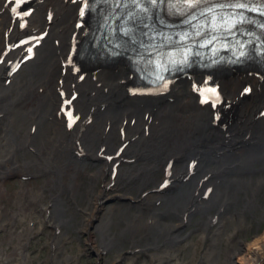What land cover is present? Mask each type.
<instances>
[{
	"label": "bare ground",
	"instance_id": "obj_1",
	"mask_svg": "<svg viewBox=\"0 0 264 264\" xmlns=\"http://www.w3.org/2000/svg\"><path fill=\"white\" fill-rule=\"evenodd\" d=\"M85 21L83 0H0V175L10 164L26 175L46 173L43 189H51L50 209L44 210L47 221L66 220L65 226L70 219L82 218L79 228L87 230L99 260V249L111 244L110 250L119 253L128 234L142 233L144 238L135 237L128 244L160 243L150 264H182L166 258L179 255V224L184 220L187 225L198 213L200 241H210L198 264H264V229L248 241L234 237L238 229L225 230L234 203L242 209L237 217L241 221L244 211L257 208L264 216L259 203L264 197V73L251 65L213 72L189 69L171 76L162 93L143 90L124 62L83 63L77 57L75 47L86 30ZM7 151L14 156L30 152L32 158L18 164L9 154L4 157ZM177 161L180 165L174 164ZM85 162L94 169L83 175ZM176 174L183 178H171ZM164 176L171 186L158 191L167 181ZM97 180L102 187L97 188ZM19 184L14 196L6 188L0 194V227L7 233L1 240L0 264H29L23 250L36 232L34 210L43 208L42 191L28 181ZM81 188L87 191L84 201L63 204L66 189L80 197ZM171 191L179 196L168 197ZM110 193L137 204L152 196L165 201L160 213L152 215V208L141 209L135 203L129 205L135 209L130 213L131 207H106ZM25 197L36 206L31 208ZM59 207L66 211L59 212ZM104 218L107 225L97 231L94 227ZM114 218L133 222L134 227L110 231ZM23 221L28 225L15 230ZM68 236L72 237L61 230L52 240L54 264L70 261V254L57 243ZM223 236L234 237L235 243L227 240L229 248L219 262Z\"/></svg>",
	"mask_w": 264,
	"mask_h": 264
},
{
	"label": "rangeland",
	"instance_id": "obj_2",
	"mask_svg": "<svg viewBox=\"0 0 264 264\" xmlns=\"http://www.w3.org/2000/svg\"><path fill=\"white\" fill-rule=\"evenodd\" d=\"M8 154L11 156V158L17 159V161H22L23 159L27 160V159L32 158V153H30V152L27 153V154L19 152L15 156L13 154H11V153H8ZM138 156H140V155H138ZM81 158L82 157H80V159ZM126 159L128 161H130V159H132V158H126ZM170 160L173 161V158L170 159ZM198 160H199V157H198ZM174 164L175 165L176 164L180 165V163H178V161L174 162ZM46 165H48V164H46ZM89 165H91L90 162L82 163V168H81V172L80 173L83 174V175H86L85 173L88 174L89 172H91L94 168L93 169H88L87 167ZM96 165L102 166L100 163H97ZM13 166H14V164L13 165L10 164V166H6V168H5L6 172H2V175H0V194L6 188V190H8V191L10 190L9 193L11 194V196H14L15 192H16V189L18 190L19 187H20L19 182L21 180L22 181H28V185L36 187L35 190L36 189H40V191H42V194H43V196L40 197L41 198L40 199L41 200V204L39 203L40 205L43 204V208H42V206L41 207L37 206L35 208V210H34L35 211L34 220H32L33 227L35 228L36 232L33 235V238H31L30 245L28 244L27 246H25L26 248L23 250V253H25V254L27 253V255L29 256V259H30L29 264H52L51 262L54 261V256H53L54 254L52 255L49 252H51V248L54 249L53 246L51 247V244L53 243V241H52L53 239L52 238H53L54 235L57 234V232L54 231L55 230L54 226L50 222L47 221V218H46L47 216L45 215L46 212H44L45 208H49L50 209V202H49L50 193L48 194V192L46 191L47 189L46 190L43 189V181H47V177L45 176L46 173H43L42 171H36L35 173L32 172L33 173L32 175H29L26 178L23 177V179H22V175H25V176H27V175L24 174L23 172L19 171L18 167L16 168V167H13ZM113 166H114V164L112 165V167ZM23 167H25V166H23ZM28 167L29 166L27 165V167H25L24 169H26ZM92 175H93V173H92ZM92 175H91L92 179L91 178L90 179H91V181H94L96 179V177H92ZM157 177H161V171L157 174ZM29 178H31V179H29ZM171 178L176 179V180H181L183 177L179 176L178 174H176L175 178L174 177H171ZM102 185L103 184L100 183L99 180H97V188L98 187H102ZM60 188H61V186H60ZM60 188H58V193L59 194L61 193V191L59 190ZM81 189L82 190H79L80 191V193H79L80 197H73V195L71 193V190L66 189L65 192H64L65 198H64V203L63 204H65L67 206L66 203L70 204V202H71L72 204H74L75 202H77V200L78 201L79 200L84 201L87 198V196H86V192L87 191H86V189H84V190H83V188H81ZM98 190H100V189H98ZM171 193H172V191L169 193L168 197L169 196H174V195L175 196H179V194H176V193L171 194ZM114 195H118L119 197H114ZM112 197H114V198H112ZM122 197H123V195H122ZM122 197L118 193H110V195H108V199L106 200V201H108V202H106L107 203L106 207L111 206V207H113V209H114V207H116V209L117 208L120 209V207H122V209H125V207H131V206H129L130 203H128V202H130V200L123 199ZM152 198H156V197L152 196ZM112 199H115L116 201H114L112 203V201H111ZM25 200H26L25 203H28L29 205L31 204L30 205V207L32 206L31 208L36 206V205H34V206L32 205L33 202H31L29 200V198L25 197ZM118 200H126V201H124L125 202L124 203V202L118 201ZM117 203L119 204V206L116 205ZM259 203H260L261 206L264 207V197L263 196L261 197V199H259ZM167 208L168 207H166L165 209L167 210ZM169 208H171V207H169ZM230 208L231 209L228 211V216L232 215L233 218H231L232 221L228 224V227H227L228 219L226 220L225 230L229 229V231H231V230L233 231L234 229H238L235 232L236 234H234V237H237V238H239L241 240H244V241H248V240H251L253 238L252 236H254L255 233H259V232H261L264 229V216L261 218L262 215L260 213H256V212L259 211V208H257L258 211H255V212L249 211V213H247V212L244 211L243 212L244 213V215H243L244 218L242 219V221L237 218L240 215V213L242 212V209L240 208L238 210V207L235 205V203ZM131 209L132 210H130V213L135 211V209H133L132 207H131ZM117 210H114V212L116 211L118 213ZM180 210H179V212H180ZM150 211H153V210H150ZM170 212L172 213L173 217L175 216L174 218H172V221L177 223V219H176L177 216L175 214H173L176 211H173L171 209ZM189 213H191V212L189 211ZM0 214H1V212H0ZM184 214H186V212ZM196 216L197 215H195V214L192 215V218L190 219L189 223L187 225H183L181 227V231L182 232L180 231L181 232L180 233V240L175 245V246H177V249H179V252H178L179 255H176V254L172 255L170 253L172 256H169L168 258L170 259L171 262L177 260L178 263L181 262L182 264H198L197 262L199 261L200 255H201V253L204 250V246L206 247L209 244V242H210L209 239H206L204 241H200L201 236H200L199 232H201L200 231V226L201 225L198 226V223H197V220L200 219V217H196ZM115 217H117V216H115ZM71 220L72 219H70V222L67 225H65L64 230L69 235H71L72 237L70 238L68 236L67 238L59 239L57 241V243L61 242L60 245L64 246L65 252L70 254L71 259H70V261H68L70 264L71 263H73V264H87V263L92 264L94 262V258L85 257V252L90 250V249L92 251H94V252H97L96 249L93 248L95 245L92 246V244H90V242L88 241V239H87L88 235L85 232L87 230H85L82 227L79 228L80 221L82 220V218H80L78 216V218L76 219L77 221L75 220L76 222L75 221L72 222ZM111 220H112L111 222H115V223H112L110 231L111 230L112 231L115 230V231H117V233H120V229H122L123 226H124V224H123L124 221H122V218H120V219L118 218V222L120 224L117 222V218H114V219H111ZM243 221H244V224L241 223ZM78 222H79V224H77ZM27 223H28V221H23V224H21V225L16 223L17 225H15V230H20L19 229V228H21L20 226L25 227L26 225H28ZM194 223H195V225H194ZM50 227H52V229ZM215 227H216V225H214V227H211V229L215 228ZM197 228H199V230ZM196 229H197V231H196ZM61 230H63V229H61ZM154 231H156V230H154ZM184 232L187 233V237L183 239V237L185 236V235H183ZM77 233L81 234L83 238L81 237L80 239H78L76 237ZM226 233H227V231H226ZM6 234L7 233H4V230L0 227V245H1V240H3V238L5 237ZM145 235L146 234H143L141 237H138L137 234L134 235V236H131V235L128 234L127 235V241L128 242L126 240L122 242V243H124V246H123L124 248H122V250L126 248L128 243L133 241V238H135V237L136 238H144ZM224 236L222 237L223 239H220V241L222 240L221 241V246H220V244L218 245V249L220 248V250H221L220 251L219 262L224 259V254H226V250L225 249L229 248L230 243L227 240H232L234 238V237H231V236H228V238H225ZM232 241H233L232 243H235V240H232ZM147 242H149V241H147ZM147 242H143V243L146 245ZM140 243H142V241ZM141 245L142 244H139L138 246H141ZM160 245H161L160 243L159 244H152V245L150 244L149 245V246H151V249L153 250V253H152L153 255H154V252L156 251L157 248H161ZM5 247H7V249H8L7 245ZM142 247H144V246L142 245L140 248H142ZM9 251L10 252L12 251L11 247H9ZM78 251L82 252V254H79ZM113 252H114L115 256L113 254H108L107 256L104 257V259L106 260V264L108 262H110V261H111V263H113V262L117 263V261H118L117 260V256H119L118 249H115ZM152 254L149 255V257H148L149 260L146 261V263H143V264H148V263L150 264V260H151L150 256ZM112 257H113V259L111 260ZM95 258L98 261V263L102 260L101 264H103L104 261H105L103 258H101L99 260L96 255H95ZM168 258H166V259H168ZM67 263H62V264H67ZM124 264H131V263L125 262ZM137 264H139V263H137ZM236 264H241V263H237L236 262Z\"/></svg>",
	"mask_w": 264,
	"mask_h": 264
},
{
	"label": "flooded vegetation",
	"instance_id": "obj_3",
	"mask_svg": "<svg viewBox=\"0 0 264 264\" xmlns=\"http://www.w3.org/2000/svg\"><path fill=\"white\" fill-rule=\"evenodd\" d=\"M18 152H21V153H25V154H27V152H25V151H18ZM8 154V151H7V153L5 154V156L4 157H6V155ZM3 157V158H4ZM24 161H27L26 159H23ZM87 161V160H86ZM17 163L18 164H20V161H17ZM24 164V163H23ZM24 172H27V171H23V173ZM102 180H103V176H102ZM46 188H48L49 189V191L51 190L49 187H46ZM149 190V189H148ZM48 191V192H49ZM55 193V192H54ZM53 193V194H54ZM53 199H56V196H53ZM159 200V201H158ZM113 201H115V200H113ZM161 201V202H160ZM165 201V199L164 198H156L154 201H151V202H148V203H139V204H137V203H135V202H133V201H131L130 200V205L133 207L134 206V203H135V205L138 207V208H145V207H150V208H152L153 209V211H151V213H152V215H154L155 213H157V212H161V209H163V202ZM125 203V202H124ZM150 204V205H149ZM153 204V205H152ZM75 206V205H74ZM153 206V207H152ZM76 207V206H75ZM45 210H46V208H45ZM58 211L59 212H61V211H66V209L65 208H63V207H59L58 208ZM112 211H113V209L109 212V214H111L112 213ZM155 211V212H154ZM108 214V215H109ZM108 215H107V217H108ZM180 221V220H179ZM65 222H66V220H61V221H59L58 223H52V225L53 226H55V225H57V226H60V229L58 228H56L54 231H56L57 232V235H54L53 236V240H55L56 239V237L61 233V229H63L64 230V227L65 226H63L64 224H65ZM153 222H154V217H153ZM153 222H151V223H148V221H146V224L147 225H150V224H152V225H154L155 223H153ZM63 224V225H62ZM184 224V220H183V222L181 223V224H179V227L178 228H180V230H181V227H182V225ZM62 225V226H61ZM107 225V218H104L103 220H102V223L100 224V226H95L94 228L97 230V231H102L104 228H105V226ZM49 227V226H48ZM134 227V224H133V222L130 224L129 222H124V228L122 229V231L123 232H128V230L130 229V228H133ZM51 229H52V227H50ZM55 232V233H56ZM143 234L141 233V234H139L138 235V237H141ZM106 236H108V235H105V237ZM76 237L78 238V239H80L81 237H82V235L81 234H79V233H77V235H76ZM83 238V237H82ZM72 240V239H71ZM79 242V241H78ZM139 244H142L144 247H142V248H139V247H141V246H133L132 244H127V246H126V248L125 249H123V250H121L120 252H119V258L120 257H122V258H118V260H121V261H118V263H116V262H113V263H111V261L110 262H108L107 264H124L125 262H130L131 264H137V263H139V264H143V263H146V261H148L149 259H148V257H149V255L150 254H152L153 253V250L151 249V246H149V245H145L143 242L142 243H139ZM102 246V245H101ZM100 246V247H101ZM109 246V247H108ZM132 248H130V247ZM110 247H111V244H107L104 248H101V250L99 249L98 250V252H99V254L101 255L100 257H102L103 259H104V257L105 256H107L108 254H113L114 256H115V254H114V252L113 251H111L110 250ZM106 248V249H105ZM55 250H56V247H55ZM54 250V251H55ZM103 250H105V251H103ZM54 251L52 252H49L50 254H54ZM103 251V252H102ZM131 251V252H130ZM102 252V253H101ZM78 253L79 254H82V252H80V251H78ZM95 255H96V252H94V251H92L91 249L90 250H88V251H86L85 252V257H87V258H94V262L92 263V264H99L98 263V261L96 260V258H95ZM54 256V255H53ZM113 256V257H114ZM113 257L111 258V260L113 259ZM124 258V259H123ZM134 258H135V260H134ZM105 260V259H104ZM167 260H170L169 258L167 259ZM121 262V263H120ZM52 264H54L53 262H52ZM67 264H70L69 262L67 263ZM87 264H90V263H87ZM103 264H106V260L104 261V263Z\"/></svg>",
	"mask_w": 264,
	"mask_h": 264
}]
</instances>
